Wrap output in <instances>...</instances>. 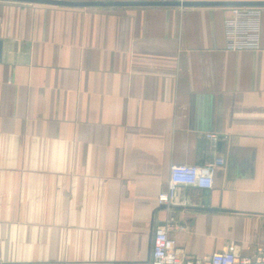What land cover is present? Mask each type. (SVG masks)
<instances>
[{
	"label": "crops",
	"instance_id": "1",
	"mask_svg": "<svg viewBox=\"0 0 264 264\" xmlns=\"http://www.w3.org/2000/svg\"><path fill=\"white\" fill-rule=\"evenodd\" d=\"M231 7L0 0V264H143L158 226L201 264L264 250V5L258 49Z\"/></svg>",
	"mask_w": 264,
	"mask_h": 264
},
{
	"label": "built area",
	"instance_id": "2",
	"mask_svg": "<svg viewBox=\"0 0 264 264\" xmlns=\"http://www.w3.org/2000/svg\"><path fill=\"white\" fill-rule=\"evenodd\" d=\"M261 19V6H232L231 14L225 20L226 48L241 50L258 49L259 39L252 35V28L258 26ZM209 138L217 137L209 134ZM225 164V158L216 157L204 164H172L167 190L159 194V201L166 202L173 198L181 185L212 188L215 170ZM206 264H264V250H259L254 257L238 256L232 250L215 251L205 260ZM143 264H201L187 256L178 247L175 238L167 227L158 226L154 232L152 253Z\"/></svg>",
	"mask_w": 264,
	"mask_h": 264
},
{
	"label": "water",
	"instance_id": "3",
	"mask_svg": "<svg viewBox=\"0 0 264 264\" xmlns=\"http://www.w3.org/2000/svg\"><path fill=\"white\" fill-rule=\"evenodd\" d=\"M28 3L49 4L68 7L152 6V5H226L263 6L264 0H12ZM2 41L0 40V57Z\"/></svg>",
	"mask_w": 264,
	"mask_h": 264
}]
</instances>
